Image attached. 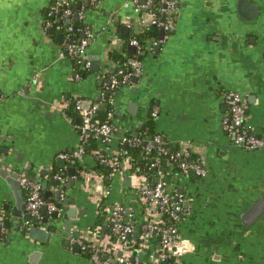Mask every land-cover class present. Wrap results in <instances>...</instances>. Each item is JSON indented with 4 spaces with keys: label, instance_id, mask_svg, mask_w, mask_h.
<instances>
[{
    "label": "crops",
    "instance_id": "obj_1",
    "mask_svg": "<svg viewBox=\"0 0 264 264\" xmlns=\"http://www.w3.org/2000/svg\"><path fill=\"white\" fill-rule=\"evenodd\" d=\"M54 1L0 0V164L20 175H26L30 167V175L52 192L50 174L75 169L77 176L66 174L65 184H60L63 198H74L71 207L83 211L71 219L70 234L79 231L80 238L66 244L67 235L60 232L49 243H42L19 229L11 234L6 228L0 264H92L87 254L75 252L76 245L70 244L96 231L102 202L107 210L116 204L127 207L135 229H141L146 218L132 172V190L124 183L127 168L107 178L108 188L96 172L95 152L103 149L99 138L93 137L86 147L89 152L78 164L66 162L60 168L57 163L59 154H73L82 143L71 107L78 100L103 105L101 93L112 76L110 69L115 71L121 63L134 68L130 62L137 61L129 51L131 45L125 46V38L151 26L152 17L139 13L133 0H100L89 9L86 24L96 37L85 57L91 65L98 63L99 69L90 68L85 77H79L73 61L62 51L63 34L57 39L62 30L53 33L44 27ZM69 1L77 9L80 0ZM174 1L177 6L169 15L171 31L165 43L158 52L149 48L141 56L138 82L115 94L111 151L121 152V136L139 132V125L144 126L150 110L158 106L156 134L171 151L189 149L192 156H203L207 170L204 178H195L172 165L166 174L162 168L155 178V184L164 183L166 193L183 199L187 211L179 223V241L185 251L171 261L264 264V235L238 224L243 209L264 191V150L234 146L221 126L227 113L221 95L236 92L246 103L249 133L264 137V0ZM91 145L93 150H89ZM43 170L46 176L40 175ZM71 179L74 185L68 183ZM15 204L12 191L0 177V226L11 220L8 214ZM149 240L157 245L158 235L148 238L145 249Z\"/></svg>",
    "mask_w": 264,
    "mask_h": 264
},
{
    "label": "built area",
    "instance_id": "obj_2",
    "mask_svg": "<svg viewBox=\"0 0 264 264\" xmlns=\"http://www.w3.org/2000/svg\"><path fill=\"white\" fill-rule=\"evenodd\" d=\"M99 2L100 0H80V7L76 9L70 1L59 0L48 14L53 19L50 21L44 20L45 28L62 30L63 53L73 62L81 64L82 69L85 71H90L91 68V62L85 57L86 49L96 37L93 30L86 24L87 12ZM133 4L139 13H147L152 17L151 26L145 28L141 33H144L152 26L158 27L160 31L165 33L162 39H146L147 50L163 45L166 41V35L171 31L169 15L176 9L177 2L174 0H146V3L143 4L141 0H133ZM60 11H62L61 15H59ZM74 16H77V20L74 19ZM127 28L131 29V31L134 30L132 24H128ZM77 35H80V38ZM129 44L136 49L135 58H137V61L135 62H141L140 56L143 53L139 41L133 37L130 39ZM140 67L135 68V71L129 74L121 71L120 78L111 76V84L105 86L101 97L104 98L109 93L107 97L108 103L113 106L117 91L121 87L130 86L133 77H140ZM1 99L2 95L0 94V101ZM221 99L227 108V113L222 119L221 126L230 142L234 146L247 151L264 150V137L253 135L247 129L244 98L236 92H224L221 95ZM74 104L80 119L76 127L81 133L82 143L75 153L63 152L59 154L58 158L65 161V163L73 162L74 159L81 162L86 155L88 137L93 136L99 138L103 144V149L95 152V160L98 164L109 167L108 178L115 177L126 168L127 170L132 169V163L129 158L122 157L124 154L123 150L119 153H112L111 151L110 142L115 133V127L112 122L113 110L107 114L106 120L102 122L96 120V114L99 109L98 103L91 105L89 110L83 109L82 100L75 101ZM158 116L159 107L153 106L150 110L148 121L153 120L155 122ZM1 137L0 134V139ZM121 143L128 147L141 148L143 151L141 158H144L145 155L149 156L153 151H156L157 159L165 156L169 166L176 165L183 175L195 178H204L207 175L203 156L197 154L194 157L189 149L171 151L159 134H155L154 137L146 140L122 135ZM122 164L124 167L121 166ZM148 169H154L157 174H162L161 164L158 160L150 162ZM132 174L135 176L134 187L137 198L143 206L146 217L141 227L139 241L136 242L132 238L135 227L129 223L132 215L129 213L128 208L122 204H116L107 210V223L110 224L111 234L116 236V240H112L111 235L102 237L99 231L100 228H97L96 231L89 232L84 240L70 244L71 246L79 245L81 252L89 256L92 264H140L138 257L133 258V252L136 248L139 252L144 250L148 238L153 234L160 237L161 249L158 258L151 264H169V260L172 257L177 258L185 251V245L179 241V223L187 212L183 205V199L179 196L174 198L166 193L163 182L159 181L156 184L150 182L147 174L138 167L135 168ZM56 179L62 184L66 182L61 172L56 176ZM19 182L26 192V211L29 214L37 217L41 216L44 206L48 207L49 212L56 210L55 204L48 203L45 200L42 186L39 183L28 180L25 175H20ZM7 234L8 230L2 224L0 226V235L4 237L0 240V246L6 240ZM134 245H136L135 248H133ZM119 252L122 253L120 258L117 257ZM113 260H115V263Z\"/></svg>",
    "mask_w": 264,
    "mask_h": 264
},
{
    "label": "water",
    "instance_id": "obj_3",
    "mask_svg": "<svg viewBox=\"0 0 264 264\" xmlns=\"http://www.w3.org/2000/svg\"><path fill=\"white\" fill-rule=\"evenodd\" d=\"M69 1V0H65ZM58 1H54V6H56ZM141 3L145 4L146 0H141ZM80 7V3L77 4V8ZM62 14V11L59 12V15ZM74 19L77 20V16H74ZM68 22V21H67ZM125 32L128 33L129 30L125 29ZM63 32L58 31L57 33V39L60 41L62 37ZM165 36V33L163 31H160L159 38L162 39ZM161 49V46L155 47V51L158 52ZM130 53H135L136 49L133 46H129ZM143 56L145 53L142 54ZM97 60V57H96ZM130 64H135V67H140L141 62L135 63L134 61H131ZM99 64L98 63H92L91 65V71H98ZM110 71L114 72V69H110ZM126 73V72H125ZM138 78L133 77L132 82L137 83ZM111 81L109 80L107 82V85H110ZM123 88V87H121ZM109 96V93L106 94V97ZM90 103L84 102L83 103V109L89 110ZM103 105H100L99 109H102ZM79 122V119L78 121ZM143 125H139V129H141ZM126 132V131H125ZM134 138L139 137V132L136 131L134 134L131 135ZM128 146L125 145V148ZM87 149V148H86ZM4 162H6L4 160ZM57 166L60 168L65 167V161L59 160L57 163ZM124 167V165H121ZM31 168H28V173L25 175V178H27L30 181L39 183L42 185V192L44 198L49 201V203H53L56 206V210L49 212L48 207L44 206L42 209V215L37 217L29 214L26 211V201L24 198V190L20 185L19 179H20V173L19 171L15 170L13 173H10L6 169L1 167L0 164V177L6 182L9 189L12 191L16 204L13 206L10 210L8 205H5L4 209L5 211H9L8 217L11 218L10 221H7L3 226L7 229H10L11 234L14 233L15 230L19 229L22 233L29 234L30 239L33 241H39L42 243H49L54 235L59 234L62 232L63 234L66 233V237L68 240L66 241V244H69V240L72 238L79 239L80 238V232H74L73 234H70L72 228L74 227V223H72L71 219L76 218L77 215H82L83 211H78L75 208L71 206H75V199L74 198H63L64 188L60 184L61 182L56 179V176L59 173L52 172L50 176L52 177L51 185L54 187L55 191H48L47 185L40 181L36 176L30 175ZM80 171H83V168H79ZM68 174L70 177L77 176L75 169L70 168L68 172L62 173V176H65ZM125 186L132 190V181H131V171L125 170ZM41 176H46L47 172L45 170L40 172ZM159 181V180H158ZM68 183L70 185H74L75 180L71 179L68 180ZM183 191H178V194H182ZM54 197V198H53ZM53 198V199H51ZM187 205V203H186ZM105 208V206H103ZM129 213H131L129 211ZM7 217V218H8ZM238 224L243 227L244 230L246 229H258L260 231V234L264 235V191L260 193L258 197H256L250 204H248L238 218ZM133 225V224H132ZM64 228L65 231H62ZM107 228V223L102 229V237L105 236V231ZM141 235V229L137 228L135 229L134 233L132 234V238L138 242ZM158 244L153 245V242L149 240V248L144 249L141 252L137 250V248L133 252V258L138 257L142 261L140 264H151L154 260H156L159 256V251L161 249L160 245V237L158 236ZM74 251L77 253H80V247L79 245H76L74 247ZM118 258L122 257V253L119 252L117 255ZM176 258L172 257V261H175ZM133 261V260H132ZM115 263V260H113Z\"/></svg>",
    "mask_w": 264,
    "mask_h": 264
},
{
    "label": "trees",
    "instance_id": "obj_4",
    "mask_svg": "<svg viewBox=\"0 0 264 264\" xmlns=\"http://www.w3.org/2000/svg\"><path fill=\"white\" fill-rule=\"evenodd\" d=\"M51 11V10H50ZM48 11L44 17V19L46 21H50L53 19V17L48 16L49 12ZM58 14V13H57ZM53 33H55L57 30L55 28H52ZM159 34H160V29L156 26H152L150 27L148 30H146L144 33H140V34H136L134 32H131L130 35L128 37L125 38V46L128 47L129 41L131 38H136L141 47H142V53H147V42L146 39L148 38H152V39H158L159 38ZM77 37L80 38V35H77ZM126 50V49H125ZM133 57V56H132ZM140 60L142 62V57L140 56ZM76 68V73L77 76L81 77H85L89 71H85L82 68L81 64H77L75 62H73ZM123 70V73H132L135 71V67L133 68V66L130 65H124L123 63H121L119 65V68L116 69L114 72H112V76H115L117 78H120L121 75H119V71ZM117 71V72H116ZM103 100V108L102 109H98L97 114H96V120L99 121H105L107 118V114L113 110V106L109 105L108 103V98L106 96H104V98H102ZM71 116L74 120H76L77 118L79 119V115L75 109V106L71 107ZM78 125V124H77ZM156 134L155 132V127H154V121L153 120H149L147 121V123H145V125L142 127V129L139 131V138L140 139H150L151 137H154V135ZM127 137H132L131 135H126ZM93 136H89L88 137V143L86 144V147L90 146L91 142H92ZM123 148L122 150L124 151V154L122 157H128L130 162L132 163V169H130V171L133 173L135 171V168L138 167L141 169V171L145 172L148 176V180L150 182H152L154 184L155 178L157 176V172L152 169L149 170V163L158 160L161 164V170L162 168H165V174L168 168H171L172 166H169L167 158L165 156H161L157 159V152L153 151V153L151 155H145L144 158H141L143 155V151L141 150V148H137V147H133V146H129L127 148H125V145L122 144ZM168 147V146H167ZM94 146L91 145L89 150H93ZM170 150V149H169ZM89 151L86 150V153H88ZM72 154V153H71ZM71 164H78V161L76 159H74L73 162H71ZM174 169L178 170L177 166L174 165ZM96 172L99 173V175L102 176L103 180H104V184L105 186L108 188L109 187V182L107 181L108 178V173H109V167L106 165H101L97 163V167H96ZM164 174V172H163ZM103 202L100 204L99 206V215H98V221L96 223V227L100 228V233H102V229L106 224V217H107V209L103 208ZM108 224V223H107ZM111 226L110 224L107 225L106 231H105V236L107 235H111L112 240H116V236L111 234ZM4 236L0 235V240L3 238ZM136 245L133 246V248H135ZM86 254V253H85ZM169 264H174L171 260H169Z\"/></svg>",
    "mask_w": 264,
    "mask_h": 264
}]
</instances>
